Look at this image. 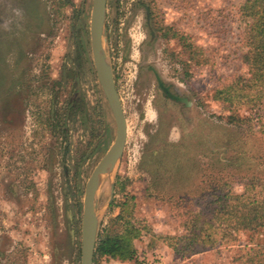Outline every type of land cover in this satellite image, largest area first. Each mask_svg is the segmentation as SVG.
Segmentation results:
<instances>
[{"label":"rangeland","instance_id":"1","mask_svg":"<svg viewBox=\"0 0 264 264\" xmlns=\"http://www.w3.org/2000/svg\"><path fill=\"white\" fill-rule=\"evenodd\" d=\"M9 1L0 0V264H81L85 186L117 135L92 60L93 0ZM246 1H106L104 64L127 138L96 182L94 233L97 242L118 230L124 203L146 228L135 260L93 264H264V228L224 237L205 227L218 197L254 183L249 197L264 199V85L251 86L242 59ZM164 28L191 45L190 60ZM230 84L249 98L240 121L218 94ZM190 215L197 241L186 247Z\"/></svg>","mask_w":264,"mask_h":264},{"label":"trees","instance_id":"2","mask_svg":"<svg viewBox=\"0 0 264 264\" xmlns=\"http://www.w3.org/2000/svg\"><path fill=\"white\" fill-rule=\"evenodd\" d=\"M242 16L250 19L253 24L249 30L244 45L247 53L242 58L249 66L252 73L250 82L252 87L259 88L262 91L264 85V0H247L242 8ZM163 37L167 39H176L181 47L188 53L189 60L192 57L191 45L185 42V39L172 32L169 28L163 29ZM246 88V86H244ZM234 85L224 87V91L218 92L222 101L230 105L234 115L230 116V122L240 121L235 115L238 105L245 103V89L237 88L234 92ZM262 93V92H261ZM255 98L257 95H255ZM254 98V99H255ZM255 101V100H254ZM237 119V120H236ZM257 188L256 184L251 183L246 189V194L234 197L229 194L218 197L212 203V209L209 210V223L205 222L207 230H220L222 236H229L228 230H241L256 232L264 228V199L259 201L257 195L253 194L250 198L251 191ZM191 214V213H189ZM189 216V221L184 222L183 226L187 230L188 235L181 239L186 247H192L196 243L195 238H191L196 226L195 217ZM192 218V220H190ZM119 229L106 233L96 242L93 263L97 258H110L120 262H129L136 259V250L133 241L140 237L145 231L143 222L136 219L134 214L128 210L126 203L121 205V211L117 218ZM191 234V235H189Z\"/></svg>","mask_w":264,"mask_h":264},{"label":"water","instance_id":"3","mask_svg":"<svg viewBox=\"0 0 264 264\" xmlns=\"http://www.w3.org/2000/svg\"><path fill=\"white\" fill-rule=\"evenodd\" d=\"M107 0H93L90 16V44L94 69L98 82L111 112L117 122V135L114 143L100 159L90 174L84 190L82 231H81V264H93L96 247V236L92 215L94 211V190L96 182L105 167L122 153L126 138L127 124L114 80L104 64L101 19L106 9Z\"/></svg>","mask_w":264,"mask_h":264},{"label":"flooded vegetation","instance_id":"4","mask_svg":"<svg viewBox=\"0 0 264 264\" xmlns=\"http://www.w3.org/2000/svg\"><path fill=\"white\" fill-rule=\"evenodd\" d=\"M12 1L15 2V1H17V0H12ZM7 2H11V1L7 0ZM1 4H2V3H1ZM67 106H68V108H69V107H72V109L75 108V105H74L73 103H70V104H68Z\"/></svg>","mask_w":264,"mask_h":264},{"label":"bare ground","instance_id":"5","mask_svg":"<svg viewBox=\"0 0 264 264\" xmlns=\"http://www.w3.org/2000/svg\"><path fill=\"white\" fill-rule=\"evenodd\" d=\"M109 171H110V170H109ZM109 171H108V172H109Z\"/></svg>","mask_w":264,"mask_h":264}]
</instances>
